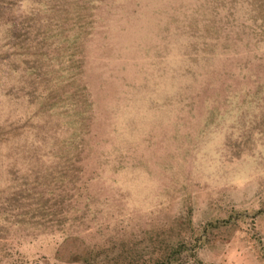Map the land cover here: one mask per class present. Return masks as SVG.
Segmentation results:
<instances>
[{
    "label": "rangeland",
    "instance_id": "1",
    "mask_svg": "<svg viewBox=\"0 0 264 264\" xmlns=\"http://www.w3.org/2000/svg\"><path fill=\"white\" fill-rule=\"evenodd\" d=\"M0 264H264V0H0Z\"/></svg>",
    "mask_w": 264,
    "mask_h": 264
}]
</instances>
